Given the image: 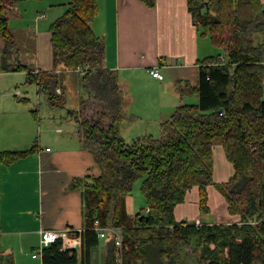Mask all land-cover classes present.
Returning <instances> with one entry per match:
<instances>
[{"label": "trees", "instance_id": "obj_1", "mask_svg": "<svg viewBox=\"0 0 264 264\" xmlns=\"http://www.w3.org/2000/svg\"><path fill=\"white\" fill-rule=\"evenodd\" d=\"M24 1L28 0H0V35L5 42L1 70L28 72L29 81L38 85L50 106L59 108L66 105L64 95L57 93L65 73L83 68L79 109L68 115L79 129L82 147L101 170L98 178H76L70 186L84 201L81 252L62 251V242L57 241L43 250L42 264H90L91 251L100 240L95 219L102 229L123 230V264H179L171 249L193 236L199 240L197 264H264V44H254V36L264 34L261 1L187 0L200 35L221 49L226 59L218 55L199 61L198 87L177 83L181 101L198 97L199 102H181L160 124L158 136L145 134L130 141L125 136L129 116L124 92L117 73L105 65L106 44L92 28L97 0H68L69 8L51 25L53 62L63 67L61 74H35L31 67L13 63L17 43L9 15ZM142 1L150 7L155 3ZM241 2L251 9L247 21L239 17ZM216 143L222 144L235 169L223 184L213 181ZM32 151L3 152L0 161L10 166ZM210 185L225 197L229 214L240 221H202L201 227L178 223L175 207L194 187H199L200 210L207 218ZM128 196L146 202L133 218L126 212ZM106 264H117L111 233Z\"/></svg>", "mask_w": 264, "mask_h": 264}, {"label": "crops", "instance_id": "obj_2", "mask_svg": "<svg viewBox=\"0 0 264 264\" xmlns=\"http://www.w3.org/2000/svg\"><path fill=\"white\" fill-rule=\"evenodd\" d=\"M45 1L20 2L10 13L9 27L17 43L12 61L31 67L35 74L39 71L61 74L65 73L63 67H55L53 62L50 28L69 4L66 0H59L58 5L53 2L57 0ZM154 1L150 7L142 0H97L99 11L92 23L93 30L106 44L105 65L117 73L118 79H123V84L140 90L137 96L140 105H150L148 109L127 113L133 99L125 96L129 120L144 122V125L126 123L127 141L145 134L158 135L160 124L181 102L187 105L199 102L198 97L181 101L177 83L198 87L199 61L213 52L209 39L197 30L187 0ZM260 1L264 9V0ZM33 19L36 26L31 25ZM43 20L45 28L41 31ZM26 29L34 41L25 45L30 51L28 60L23 57L16 36ZM263 43L264 38L260 44ZM4 51L5 42L0 35V154L33 151L10 166L0 161V264H36L33 253L40 245L41 231L84 229V201L81 193L70 186L76 178H98L101 170L93 155L82 147L79 129L69 119V110L64 115L67 105L59 107V114H53L57 109L50 106L38 85L29 81L32 76L28 77V72L1 70ZM155 67H159L164 80L151 76ZM78 71L65 73L62 84L66 91L69 84L76 90L80 86L82 76H77ZM149 87L160 94L149 92ZM61 89L59 86L57 93ZM38 99L51 111L39 109ZM22 105L30 109H20ZM51 120H55L54 125ZM218 147L217 151L213 149V181L223 184L234 176L235 169L223 146ZM207 194L210 215L205 221L238 222L229 214L225 197L214 185L208 186ZM134 198L128 196L125 200L126 212L132 218L146 207L145 201L137 203ZM201 214L199 187H194L187 192L185 201L175 207V219L178 223H189L200 219ZM105 244L107 239H100L99 245L92 249L90 264H106Z\"/></svg>", "mask_w": 264, "mask_h": 264}, {"label": "rangeland", "instance_id": "obj_3", "mask_svg": "<svg viewBox=\"0 0 264 264\" xmlns=\"http://www.w3.org/2000/svg\"><path fill=\"white\" fill-rule=\"evenodd\" d=\"M49 1H51V0H49ZM53 2H55L56 5H58L59 4L58 2H60V1L57 0V2L56 1H53ZM65 2H67V5L69 4L68 0H66ZM41 5H44V4H41ZM58 7H60V6H58ZM67 9H68V7H67ZM250 16H251L250 6L247 5L245 2H241L240 6H239V17H240V19L242 21H247V20H249ZM50 20L52 21V17H51ZM45 21L46 20H43L40 23L41 31H42L43 28H45ZM31 22H32L31 23L32 26H36L34 24V19ZM23 28H25V27H23ZM26 31H27V29L26 30H21V31H19L20 34L19 35L17 34L16 36H17V39H18L19 43L21 44V48H22L21 49V53H22L23 57L25 58V60H28L30 58V56H28V54L30 55V51L25 48V45H28V43L32 44V43H34V41L32 40L31 36H29V32L27 34ZM32 33H33V31H32ZM262 38H264V34H260V35L256 34L254 36V44L255 45H260V43L262 42ZM208 41L210 42V39ZM211 49L213 51L211 56L220 55L223 59H226V55L223 53V51L221 49L216 48L214 46H212ZM211 56H209V57H211ZM77 71H78L77 76L84 75L85 71H84L83 68L82 69L78 68ZM118 83H119L122 91L124 92V95L125 96L128 95V96H130V98L133 99V101H132L133 103L131 104V106L128 109L127 113L133 112V110H137V109H148V108H150L149 104L148 105H143V106L139 104V100L137 99V96L140 94V90L136 86H134V85L131 86V87L126 86L125 84H123V79H121V80L119 79ZM69 87L70 88H68L67 91H66L65 87L63 86V88L61 89V92H60V94L64 95L65 103L67 105V107L65 105L66 108L64 109V115H67V111L68 110H72V111L78 110L79 109V105H80L79 101H81V100H79V97L81 95V82H80V86L77 88V90L70 84H69ZM148 90H149V92L155 93V95H159L160 94V92L157 89H155V88L149 87ZM162 93H164V92H162ZM40 95L43 96V94H40ZM22 96H25V94L23 93ZM37 104L41 105L39 107V109H42L43 112L44 111H51L50 110L51 108L45 102H43V100L40 101V99H38L37 100ZM26 107H28V106L27 105L26 106L22 105V106H20V109H30L29 107L28 108H26ZM53 109H57V110H54L52 112L55 115H57V113L59 114L60 111H61L60 108H53ZM127 123H136L137 125H144V122L139 121V120H128ZM51 124L54 125L55 124V120H51ZM156 136H158V135H156ZM218 145L222 146V144L216 143L214 145V147H213L214 151H217L219 149ZM214 162H215V157H214ZM89 181L91 182L92 180L89 179ZM135 196L139 197V193L135 194ZM135 196H133V197H135ZM134 199H136V198H134ZM144 206H145V204H143V207ZM235 217H236V219H238V222H239L240 221V217H238V216H235ZM200 219L203 222H207V221H205V219L202 216V214L200 216ZM95 220H97V219H95ZM188 222H189V224H195L194 220L188 221ZM233 223H236L235 220L233 222H220V224H233ZM81 229H83V228H81ZM75 230H78V229H75ZM43 231H46V230H43ZM43 231H41V232H43ZM74 234H76V233L75 232L71 233V235H74ZM40 242H41V233H40ZM198 246H199L198 237L193 236L192 238H190V240L188 242L182 241L180 243V245H177L176 247L172 248L171 249V257L176 259L179 264H197V258L199 256V253L197 252ZM39 247H40V245H39ZM39 247L34 251L33 257L36 254V251L39 249ZM41 256H42V254L40 256H38V257H34V258H36V260L34 259V262L36 264H40L41 263Z\"/></svg>", "mask_w": 264, "mask_h": 264}, {"label": "built area", "instance_id": "obj_4", "mask_svg": "<svg viewBox=\"0 0 264 264\" xmlns=\"http://www.w3.org/2000/svg\"><path fill=\"white\" fill-rule=\"evenodd\" d=\"M151 76L155 79H158L160 81L164 80V76L161 73L159 67H155L151 71ZM60 93V90H58ZM49 151V149H48ZM146 208V207H145ZM149 210L146 209V212ZM196 227L202 226V221L197 219L194 221ZM94 229L98 233V237L100 239H107L109 236V233L113 235L114 239V245H115V257H116V263L117 264H123V249H124V237H123V230L121 228L116 229H102L100 227V223L98 220H95L94 222ZM76 233L75 235H71V233ZM84 230L83 229H64V230H46L41 232V242L40 247L36 251V254L34 257H38L42 254L43 250L48 247L50 244L55 243L57 241L62 242V251L67 250H76L79 253L82 249V242H83V235Z\"/></svg>", "mask_w": 264, "mask_h": 264}]
</instances>
